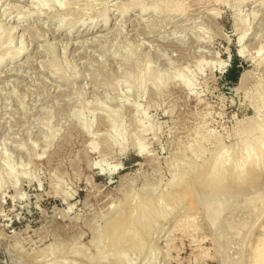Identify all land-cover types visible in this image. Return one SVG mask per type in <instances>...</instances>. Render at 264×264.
<instances>
[{
  "label": "rangeland",
  "instance_id": "obj_1",
  "mask_svg": "<svg viewBox=\"0 0 264 264\" xmlns=\"http://www.w3.org/2000/svg\"><path fill=\"white\" fill-rule=\"evenodd\" d=\"M44 1L0 0V60L8 58L0 65V264H15L16 257L17 264L35 258L43 264H117L124 255L133 264H249L243 253L251 245V219L244 204L254 189L221 195L234 215L219 236L207 230L203 208L197 226L186 230L177 222L191 213L189 197L181 196L194 184L191 172L212 162L218 142L242 148L248 120L264 104V0H185L186 11L160 15L143 13L158 0H141L125 19L116 7L131 0H53L65 5L62 10L41 6ZM19 51L21 58L11 59ZM234 56L242 71L236 84L226 79ZM219 62H228L225 69ZM147 71L158 75L148 79ZM180 75L190 78L193 90ZM114 121L129 134L124 140L111 130ZM137 139L149 150L143 156ZM193 189L200 200L199 188ZM123 215L133 221L124 230L133 235L131 244L124 231H109ZM243 222L248 227H230ZM24 253L34 256L32 262Z\"/></svg>",
  "mask_w": 264,
  "mask_h": 264
},
{
  "label": "bare ground",
  "instance_id": "obj_2",
  "mask_svg": "<svg viewBox=\"0 0 264 264\" xmlns=\"http://www.w3.org/2000/svg\"><path fill=\"white\" fill-rule=\"evenodd\" d=\"M51 1H53V0H46V1H44V4H40L41 6H48L49 7V9H53V8H58V9H60V10H62L64 7H65V5H63L61 2L59 3H57V2H51ZM140 1L141 0H131V1H128V3L125 5L124 4V6L125 7H123L122 5H121V7H116V8H118V9H116L117 11H119V12H121V14L123 15V17H124V19L130 14V12L132 11V10H134V9H136V8H138L141 4H140ZM145 1V0H144ZM240 3H245V1H247V0H238ZM142 2V1H141ZM217 2H220V3H227L228 1L227 0H217ZM118 3H119V1H118ZM189 3V2H188ZM146 4V3H145ZM187 3H185V0H158V1H156L151 7H144L143 8V13H148L149 11H151L150 13H153V12H156V13H159V15L160 14H163V13H167V12H179V11H186L187 10V5H186ZM264 4V3H263ZM40 5H38L39 7H40ZM115 5V4H114ZM144 5V4H143ZM66 6H67V4H66ZM69 6V5H68ZM123 7V8H122ZM190 7V6H189ZM142 8V7H141ZM39 13V12H38ZM105 13H106V11H105ZM105 13H104V15H105ZM180 13V12H179ZM40 14V13H39ZM101 14V13H100ZM142 14V13H141ZM257 14V13H256ZM158 15V14H157ZM85 16H86V14H85ZM100 17H102L101 15H99ZM219 16V15H218ZM26 18V17H25ZM103 18V17H102ZM106 18H108V23H109V17H106ZM63 19H65V18H63ZM65 21H67V20H65ZM125 21V20H124ZM70 22V21H69ZM71 23V22H70ZM106 23H107V20H106ZM125 24H127L126 23V21H125ZM65 25V24H64ZM76 25H77V23H76ZM107 25V24H106ZM2 26V25H1ZM11 28V27H10ZM16 28H18V27H16ZM58 28V27H57ZM1 29H2V27H1ZM61 29H63V26H60L59 25V28L57 29V30H61ZM94 29V28H93ZM4 30V29H3ZM16 29L15 28H12V29H10L9 30V34H11L10 36H13V33H14V31H15ZM1 31V30H0ZM10 31H11V33H10ZM0 35H2V34H0ZM247 35L248 34H245L244 36L243 35H241V38L239 39L240 40V42H239V44L241 43V45H243L242 43H244V41H245V39H246V37H247ZM9 36V35H8ZM9 36V37H10ZM12 40V37H10L9 38V40ZM11 42V41H10ZM1 43V42H0ZM132 43V42H131ZM7 44H8V42H7ZM12 44V43H11ZM11 44H9V45H6V46H11ZM128 44V43H127ZM240 47V46H239ZM139 49V48H138ZM241 50L239 51L240 52V55L241 56H243L244 54L246 55V51H245V48H240ZM260 50V51H259ZM258 51H259V53H261L262 51H264V45L263 46H261V48L259 49ZM10 51V50H9ZM8 52V51H7ZM137 52V51H136ZM6 55V54H5ZM239 55V54H238ZM239 55V56H240ZM6 56H8V55H6ZM12 56H13V54H12ZM203 56H205V55H203ZM128 57V56H127ZM130 57H132V56H129V58ZM5 58V57H4ZM21 58V54H20V51H19V54L17 53V55H15V57H11V59H13L14 61L15 60H18V59H20ZM134 58V57H133ZM7 57L5 58V59H3L1 62H0V65L2 64H5V62L7 61ZM57 60V59H56ZM55 60V61H56ZM58 62V61H57ZM57 62H55V64L57 63ZM204 62H207V61H204ZM261 62H264V54L261 56ZM126 63V62H125ZM137 63V62H136ZM220 63V65H221V67H223V69H225V66H226V64L228 63V62H219ZM54 64V65H55ZM149 64V63H148ZM56 66H58V65H56ZM151 66V65H150ZM1 67V66H0ZM148 67V66H147ZM220 67V68H221ZM153 68V67H152ZM202 68V67H201ZM176 70H177V68H176ZM148 71H149V69H148ZM147 71V74H146V78L148 77V79H154V78H156V76L158 75V73L157 72H155V73H157V75L155 74H148L149 72ZM158 71V70H157ZM173 71V70H172ZM189 71H190V69H189ZM226 71V70H225ZM167 72H169V71H167ZM175 72V71H174ZM177 72V71H176ZM145 73H146V70H145ZM163 73H164V71H163ZM181 73H184V72H182L181 71ZM125 74V73H124ZM142 74H144V73H142ZM168 74V73H167ZM148 75V76H147ZM160 75H162L161 73H160ZM185 75V74H184ZM127 76H129L128 74H127ZM168 76V75H167ZM175 76V75H174ZM181 76V75H180ZM142 77H143V75H142ZM153 77V78H152ZM163 77H165L164 76V74H163ZM182 77V76H181ZM127 78V77H126ZM162 78V77H161ZM160 78V82H161V80L162 79H164V78H162L161 79ZM167 78V77H166ZM179 78V76L177 77V79ZM193 78V77H192ZM247 78H248V76H246V74L241 78V81H240V88H242L245 84H246V82H247ZM176 79V78H175ZM176 79V80H177ZM187 79H190L189 77H187ZM187 79H185L184 77H182V79H181V84L185 87V88H187L188 90L190 89V90H193V89H191L192 87H193V85H192V81H189V80H187ZM139 81L141 80L142 82L141 83H143V82H145L144 81V79H138ZM155 80H158V78L157 79H155ZM173 80V79H172ZM176 80H174L173 82H175ZM179 80V79H178ZM130 81V80H129ZM146 81H148V80H146ZM153 81V80H152ZM166 81V80H165ZM170 81V80H169ZM180 81V80H179ZM194 81V80H193ZM127 82V81H126ZM149 82V81H148ZM156 82V81H155ZM154 82V83H155ZM158 82V81H157ZM128 83V82H127ZM130 83V82H129ZM128 83V84H129ZM152 83V82H151ZM162 84H164V83H162ZM176 84H178V83H176ZM126 85V84H125ZM254 85V84H253ZM130 86V85H129ZM133 86V85H132ZM142 86H143V84H142ZM163 86V85H162ZM177 86V85H176ZM179 86V85H178ZM112 87V86H111ZM164 88H165V85L163 86ZM169 87V86H168ZM163 88V89H164ZM239 88V89H240ZM159 90V89H158ZM191 92V91H190ZM194 92V91H193ZM247 93V92H246ZM262 97H264V96H262ZM129 98V97H128ZM126 99V98H125ZM127 103V102H126ZM129 103V102H128ZM125 104V103H124ZM137 104V103H136ZM135 105V104H134ZM142 106V105H141ZM106 108V107H105ZM142 108V107H141ZM111 110H113V109H111ZM121 110V109H120ZM94 111V110H93ZM117 111V110H116ZM119 111V110H118ZM95 112V111H94ZM93 112V113H94ZM139 112V111H138ZM145 112V111H144ZM114 113V112H113ZM146 113V112H145ZM148 113V112H147ZM146 113V114H147ZM211 113V112H210ZM137 114V113H136ZM141 114V113H140ZM146 114H144V115H146ZM205 114V113H204ZM109 115V113L107 114V116ZM114 115L116 116L117 115V113H114ZM112 116V115H111ZM136 116H138V115H136ZM140 116V115H139ZM124 117V116H123ZM109 119L111 118V117H108ZM119 118V117H118ZM135 118V117H134ZM108 119V120H109ZM139 119V118H138ZM113 119H111V122H113L112 121ZM116 121V120H115ZM115 121H114V123H113V125H112V123H111V125H112V128L113 129H111V130H114V133H117V136H119L121 139H123L124 138V136L125 135H129V134H127V133H124V131L123 130H120V128L117 126V124L115 123ZM123 121V120H122ZM142 121H144V120H142ZM124 122V121H123ZM137 122H139V121H137ZM145 122V121H144ZM143 122V123H144ZM118 123V122H117ZM122 123V122H121ZM120 123V124H121ZM140 123H141V121H140ZM140 123H138L139 125H137L138 127L140 126ZM204 123V122H203ZM245 123V121H243V122H241V124H244ZM123 124V123H122ZM125 124V123H124ZM123 124V125H124ZM148 124V123H147ZM208 124V123H207ZM91 125V124H90ZM141 125H144V124H142L141 123ZM149 125V124H148ZM92 126V125H91ZM122 126V125H121ZM128 126V125H127ZM126 127V126H125ZM145 127V126H144ZM152 128V126H149V129H151ZM85 128H89V130H90V126L88 125V124H85ZM111 128V127H110ZM109 128V129H110ZM130 128H131V126H130ZM146 128V127H145ZM197 128V127H196ZM139 129V128H138ZM142 129H144V128H142ZM88 130V129H87ZM128 130H130V129H127V131ZM145 130V129H144ZM130 131H132V130H130ZM137 132H138V130H136ZM139 131H140V129H139ZM126 132V131H125ZM145 132V131H144ZM151 132V131H150ZM215 132V131H214ZM112 133H113V131H112ZM134 133V132H133ZM146 133H148V131L146 132ZM146 133H145V135H146ZM152 133V132H151ZM209 133V132H208ZM92 134V133H91ZM98 134V133H97ZM110 134V133H109ZM109 134H106V135H109ZM148 134H150V133H148ZM244 134L246 135V138L245 139H243V141H241V144H242V148H240L239 147V145L238 146H236V147H238V148H236V150L235 149H233L232 147H229V146H226L225 145V143H223V142H218V145H219V147H220V149H219V151L217 152V154H216V156L213 158V160H212V162L210 163V162H208V161H204V163H203V165L199 168V169H197V170H195V171H192L191 172V176L189 177L190 178V180H192V183H194L193 185L192 184H190L189 186H185L186 187V189H184L183 191H181L182 192V194H181V196H182V198H185V199H187L186 197H189L188 198V201H187V204H188V207H189V209L191 210V213L188 215L187 214V216H186V218L184 219V220H181L180 222H179V220H178V222H177V224H185L184 225V227H189V226H194V222L196 221V215L198 214V212H200L199 210H200V208L202 209L203 208V212L205 213V215L207 216V219H208V221L206 222V226H207V230L212 234V235H217L218 234V232H219V230L221 229V227H222V224L224 223V222H226L227 220V216L229 215H234V213H232V211L234 212V210L232 209L233 207H232V204L230 203V200L229 199H227V198H221V195H230V194H243V193H245V194H247L248 193V195H250L251 193H252V189H254V193L253 194H251L247 199H246V201H245V208L244 209H246L247 210V214H248V216H249V218L251 219L250 220V222H249V224L251 225V227H250V232H249V234L250 235H252L251 236V240H250V243H251V245H250V248H249V250H245L244 251V253H243V260L245 259V258H248V260H249V264H264V104L262 105V106H258V107H256V116L255 117H253V118H251V119H249L248 120V125H247V129H244ZM115 135V134H114ZM132 135V134H131ZM139 135H140V133H139ZM197 135V134H196ZM244 135V136H245ZM109 136H112L111 134L109 135ZM141 136V135H140ZM146 136H148V135H146ZM142 137H144V136H142ZM107 138V137H106ZM120 138H118L119 140H121ZM128 138H130V137H128ZM136 138H138V137H136ZM145 138V137H144ZM209 138H210V136H209ZM104 139V138H103ZM113 140L115 139V138H112ZM135 139V138H134ZM142 139V138H141ZM111 141V142H114V141ZM116 141H117V138L115 139ZM124 140V139H123ZM143 140H146V138L145 139H143ZM213 140V139H212ZM106 141V140H105ZM109 141V140H108ZM121 142H123L122 140H121ZM126 142H127V140H126ZM139 141H138V139H137V144H138V155L139 156H143L144 154H145V151H147V149H146V147L142 144L143 143V141L140 143H138ZM106 143V142H105ZM108 143V142H107ZM118 144H120L119 143V141L117 142ZM116 142H115V144H117ZM197 143V142H196ZM236 143H238V142H236ZM111 144V143H110ZM113 144V143H112ZM117 144V145H118ZM131 144V143H130ZM210 144V143H209ZM121 146V144L119 145V147ZM123 147H124V144L122 145ZM207 146V145H206ZM209 146V145H208ZM148 147V146H147ZM213 147V146H212ZM108 148H109V146H108ZM112 148V147H111ZM113 148H114V146H113ZM148 148H150V147H148ZM192 148V147H191ZM93 149V148H92ZM95 149V148H94ZM123 149H125V151H126V148H123ZM128 149V148H127ZM213 149V148H212ZM96 150H98V149H96ZM95 150V151H96ZM122 150V149H121ZM133 150V149H132ZM130 151H131V149H130ZM149 151V150H148ZM147 151V152H148ZM97 152V151H96ZM151 152V151H150ZM149 152V153H150ZM186 152V151H185ZM112 154V153H111ZM151 155H152V153H151ZM203 155V154H202ZM148 156V155H147ZM150 156V155H149ZM209 157V156H208ZM147 159V158H146ZM149 159V158H148ZM148 161V160H147ZM104 162H106V161H104ZM101 163H103V161L102 162H100V163H97V165L99 166ZM182 163V162H181ZM105 165V164H104ZM121 165V164H120ZM172 168H173V165L171 166ZM121 168V167H120ZM176 168V170H177V167H175ZM185 171V170H184ZM1 172V171H0ZM3 172V171H2ZM182 173H184V172H182ZM130 174V173H129ZM9 175H11V174H9ZM14 176H16L15 174H13ZM26 175V174H25ZM28 175V174H27ZM188 175V174H187ZM187 175H185V176H187ZM190 175V174H189ZM127 176V175H126ZM131 177V176H130ZM174 177V176H173ZM16 178V177H15ZM14 178V179H15ZM125 178V177H124ZM2 179V178H1ZM10 179V178H9ZM17 179V178H16ZM176 179V178H175ZM61 180V179H60ZM172 180V179H171ZM187 180V179H186ZM189 180V179H188ZM16 181V180H15ZM121 181H122V179H121ZM128 181V180H127ZM175 180L173 179V182H174ZM129 182V181H128ZM160 182H162V181H160ZM172 182V181H171ZM183 182V181H182ZM190 182V181H189ZM123 183V182H122ZM126 183V182H125ZM134 183V182H133ZM185 183V182H184ZM187 184V183H186ZM185 184V185H186ZM189 184V183H188ZM0 185H1V183H0ZM16 186V185H15ZM180 186V185H179ZM194 186L195 187H197V188H199V191L202 193V198L199 200L198 198H197V196H196V193L194 192ZM1 188V187H0ZM196 190V189H195ZM180 192V193H181ZM197 192V191H196ZM68 194V193H67ZM178 194V193H177ZM170 195H171V193H170ZM178 195H180V194H178ZM178 195H176L175 194V196H178ZM138 196V194L136 195V197ZM165 196V195H164ZM172 197H173V195H171ZM245 196V195H244ZM146 197V196H145ZM235 197V196H234ZM65 198V197H64ZM138 198V197H137ZM168 198V197H167ZM175 198V199H174ZM176 198L177 197H173V199L176 201ZM179 198V197H178ZM177 198V199H178ZM136 199V198H135ZM146 199V198H145ZM159 199H160V197H159ZM161 199H163V197L161 198ZM160 199V200H161ZM166 199V198H165ZM165 199H163L164 200V202L165 203H167L166 201H165ZM169 199V198H168ZM167 199V200H168ZM170 199H171V197H170ZM138 200H139V198H138ZM138 200H137V202H138ZM159 200V201H160ZM174 200L172 201V199H171V202H174ZM179 200H181V197H180V199ZM179 200H177V201H179ZM182 201H185L184 199H182L181 201H180V203L182 202ZM233 201V200H232ZM139 202H140V200H139ZM147 202V201H146ZM163 201L161 202V203H163V204H165ZM159 204V205H163V204ZM177 203V202H176ZM146 204V203H145ZM151 204H153V200H152V203ZM171 204V203H170ZM175 204V203H174ZM182 204V203H181ZM147 205H149V204H147ZM137 206H140V205H137ZM143 206V205H142ZM154 206V205H153ZM164 206V205H163ZM162 206V207H163ZM167 206V205H166ZM184 206H185V204H184ZM202 206V207H201ZM73 207V206H72ZM141 207V206H140ZM146 207V206H145ZM159 207H161V206H159ZM171 207H172V205H171ZM71 208V207H70ZM156 208V207H155ZM166 208V207H165ZM153 209V208H152ZM157 209V208H156ZM156 209H154L153 211L155 212V210ZM163 209V208H162ZM139 210V209H138ZM143 210V209H142ZM171 210V209H170ZM174 210V209H173ZM237 210V209H236ZM135 211V210H134ZM133 211V212H134ZM156 211H158V210H156ZM160 211V210H159ZM133 212H131V213H133ZM162 212V211H161ZM161 212H159L160 214H161ZM170 213H171V211H169ZM189 212V211H188ZM202 212V213H203ZM173 213V212H172ZM120 214V213H119ZM133 214H135V213H133ZM159 214V215H160ZM166 214V215H165ZM165 214L164 215H162L163 216V220H164V218H166V217H164V216H167L168 214H167V212L165 211ZM132 215V214H131ZM130 215V216H131ZM156 215V214H155ZM158 215V214H157ZM204 215V216H205ZM127 216V215H126ZM124 217V215L122 216V217H124L125 219H122L121 217H116L115 219H114V221H112V224H111V226H110V224H109V226H110V229H109V231H111L112 232V235L113 236H115V235H120L119 233L121 232V231H124L125 230V228L127 229V226H128V222L130 221H126L127 219L126 218H128V217ZM135 216V215H134ZM144 216H146V214L144 215ZM152 216L153 215H151L150 216V218L152 219ZM162 216H160V217H162ZM176 216V215H175ZM175 216H173V217H175ZM133 217V216H132ZM147 217H148V215H147ZM156 217V216H155ZM159 217V216H158ZM158 217H157V219H158ZM159 217V218H160ZM199 217H201V215L199 216ZM145 218V217H144ZM143 218V219H144ZM168 218V217H167ZM176 218V217H175ZM205 218V217H204ZM128 219H130V217L128 218ZM133 219V218H132ZM137 219V218H136ZM148 219L149 218H145V220L146 221H148ZM155 220H156V218H154ZM206 218H205V220H207ZM229 219V218H228ZM134 220V219H133ZM138 220V219H137ZM142 220V219H141ZM160 219H158V221H159ZM166 220V219H165ZM173 220V219H172ZM261 220V221H260ZM152 221H154V220H152ZM170 221V220H169ZM168 221V222H169ZM200 221H201V219H200ZM260 221V222H259ZM130 222H133V221H130ZM129 222V223H130ZM138 222V221H137ZM140 222V221H139ZM155 222H157V221H155ZM154 222V223H155ZM167 222V223H168ZM171 222V221H170ZM259 222V223H258ZM127 223V224H126ZM158 223V222H157ZM176 223V222H175ZM235 223V222H234ZM234 223H232L233 225H234ZM258 223V224H257ZM131 224V223H130ZM129 224V225H130ZM141 224H142V222H141ZM150 224H152V223H150ZM230 224V223H229ZM232 224H230V227L232 228V229H244V228H246V227H248V225L249 224H247L246 222H243V224L241 225V228H237L238 226H232ZM257 224V226H256V230H253L254 229V227H255V225ZM132 225V224H131ZM134 225V224H133ZM224 225V224H223ZM240 225V224H239ZM180 226V225H179ZM195 226H197L196 224H195ZM129 227V226H128ZM178 227V226H177ZM188 227H187V229L186 230H188ZM236 227V228H235ZM132 228V227H131ZM130 228V229H131ZM196 228H198V227H196ZM200 228V227H199ZM251 228H253V229H251ZM174 229H175V225H174ZM182 230H184V228H181ZM203 228H201V230H202ZM227 229H228V227H227ZM138 230V229H137ZM148 230H150V229H148ZM173 230V229H172ZM176 230H179V228H177ZM201 230H199V231H201ZM226 230V229H225ZM108 230H106L105 232H107ZM174 231V230H173ZM180 231V230H179ZM110 232V233H111ZM127 234L125 233V231H124V233H125V235L123 234V236L122 237H124L127 241H128V243L130 242V244L133 242V240H134V238H133V235H132V237L131 238H129L128 236H126V235H129V233H130V230L128 229L127 231ZM133 232V231H132ZM135 232V231H134ZM133 232V233H134ZM204 232V231H203ZM224 232V231H223ZM138 233V232H137ZM142 233V232H141ZM186 233V232H185ZM98 234V233H97ZM136 234V233H135ZM170 234H172V233H170ZM220 234V233H219ZM101 235H103V233L101 234ZM104 236H106V234L104 235ZM135 236V235H134ZM138 236V235H137ZM140 236V235H139ZM139 236H138V238H139ZM168 236V235H167ZM206 236V235H205ZM217 236H219V235H217ZM222 236V235H221ZM107 237H109V236H107ZM119 237V236H118ZM169 237H170V235H169ZM208 237V236H207ZM210 237V236H209ZM112 238V237H111ZM117 238V237H116ZM116 238H115V240H116ZM124 238L122 239V240H124ZM135 238H136V236H135ZM192 238V237H191ZM223 238V237H222ZM97 239V238H96ZM121 239V238H120ZM195 239V238H194ZM207 239H209V238H207ZM211 239V238H210ZM220 239V238H219ZM98 240V239H97ZM97 240H96V242H97ZM100 240H101V237H100ZM103 240L105 241V238L103 237ZM109 240H110V238H109ZM114 240V239H113ZM174 241H175V238L173 239ZM177 240V239H176ZM222 240V239H221ZM95 241V240H94ZM104 241H102L103 243H104ZM107 241V240H106ZM118 240H116V242H117ZM125 241V240H124ZM171 241V240H170ZM199 241V240H198ZM205 241H207V240H205ZM205 241L202 239V244H203V242L205 243ZM100 242V241H99ZM113 242V241H112ZM172 242V241H171ZM195 242V241H194ZM214 242V241H213ZM139 243V242H138ZM144 243V242H143ZM168 243V242H167ZM175 243V242H174ZM200 243V244H201ZM215 243V242H214ZM93 244H94V242H93ZM102 244V243H101ZM122 244H123V242H122ZM135 244H136V242H135ZM134 244V245H135ZM197 244V243H196ZM199 244V243H198ZM199 244V245H200ZM117 245V244H116ZM120 245V244H119ZM168 246H169V244H167ZM234 245V244H233ZM246 245H247V243H246ZM103 246V245H102ZM131 246H133V245H131ZM17 247V246H16ZM16 247H14V249H16ZM107 247V246H106ZM105 247V248H106ZM112 247V246H111ZM130 247V246H129ZM200 247H201V245H200ZM199 247V248H200ZM212 247V246H211ZM210 247V248H211ZM120 248V247H119ZM199 248H197L198 250H199ZM46 249V248H45ZM51 249V248H50ZM112 249V248H111ZM121 249V248H120ZM120 249L119 250H117V252L116 253H119V252H121L120 251ZM169 249V248H168ZM178 249V248H177ZM201 249V248H200ZM208 249V248H207ZM206 249V250H207ZM22 250V249H21ZM20 250V251H21ZM56 250H58V249H56ZM129 250H131V249H129ZM203 250V248L201 249V251ZM99 251H100V249H99ZM119 251V252H118ZM167 251V250H166ZM166 251H164L165 253H166ZM174 251V250H173ZM16 252H19V251H16ZM22 252V251H21ZM20 253V252H19ZM27 253V252H26ZM123 253V252H122ZM129 253V252H128ZM164 253V254H165ZM205 253V252H204ZM23 254V253H22ZM49 254V253H48ZM48 254L46 255V256H48ZM52 254V253H51ZM77 254H78V252H77ZM77 254H75V255H77ZM111 254V253H110ZM120 254V253H119ZM131 254V253H130ZM214 254V253H213ZM239 254V253H238ZM53 255V254H52ZM112 255V254H111ZM126 255H128V254H126ZM208 255V254H207ZM210 255V254H209ZM24 256H27V254L25 255V253H24ZM44 256H45V254H44ZM43 256V257H44ZM78 256V255H77ZM122 256V255H121ZM167 256V255H166ZM201 257H202V255H200ZM20 258H19V263H20V259H21V257L22 256H19ZM28 258H30L29 260H27V261H30V262H32L31 260H33V258H34V256H33V258H31L32 256H30V254H28V256H27ZM52 257V256H51ZM54 257V256H53ZM102 257V256H101ZM106 257V256H105ZM125 255L123 256V257H119L118 259H116V262H117V264H130L131 263V261H130V263H129V261L127 262L126 260H125ZM216 257V256H215ZM231 257V256H230ZM234 257V256H233ZM12 258H14V257H12ZM26 258V257H25ZM27 258V259H28ZM167 258H168V256H167ZM18 259V257H16V258H14V261L16 262L15 264H17V260ZM23 260H24V258H22ZM36 260H34V262L36 261H38L37 263H35V264H43L44 263V259H37V258H35ZM90 259V258H89ZM92 259V258H91ZM95 259V258H94ZM97 259V258H96ZM112 259V258H111ZM128 259V258H127ZM130 259V258H129ZM213 259H214V257H213ZM48 260H49V258H48ZM162 260V259H161ZM165 260V259H164ZM167 260V259H166ZM211 260H212V258H211ZM216 260H217V258H216ZM246 260V259H245ZM244 260V261H245ZM12 261H13V259L11 260V263H12ZM59 261V260H58ZM171 261H172V259H171ZM215 261V260H214ZM21 262H24V261H21ZM29 262V263H30ZM34 262H32V264L34 263ZM55 262V261H54ZM80 262V261H79ZM170 262V261H169ZM226 262V261H225ZM246 262V261H245ZM28 263V262H27ZM135 263V262H134ZM230 263V262H229ZM233 263V262H232ZM231 263V264H232ZM14 264V263H13ZM31 264V263H30ZM49 264H51L50 262H49ZM92 264V263H91ZM132 264H133V261H132ZM168 264V263H167ZM226 264V263H225Z\"/></svg>",
  "mask_w": 264,
  "mask_h": 264
},
{
  "label": "trees",
  "instance_id": "obj_3",
  "mask_svg": "<svg viewBox=\"0 0 264 264\" xmlns=\"http://www.w3.org/2000/svg\"><path fill=\"white\" fill-rule=\"evenodd\" d=\"M240 60L234 56V62L232 68L228 70L226 74V79L233 84H236L239 81L241 75V68L239 67Z\"/></svg>",
  "mask_w": 264,
  "mask_h": 264
}]
</instances>
